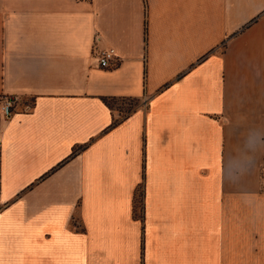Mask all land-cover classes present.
Instances as JSON below:
<instances>
[{"label": "crops", "instance_id": "1", "mask_svg": "<svg viewBox=\"0 0 264 264\" xmlns=\"http://www.w3.org/2000/svg\"><path fill=\"white\" fill-rule=\"evenodd\" d=\"M0 96V264H264V0H0Z\"/></svg>", "mask_w": 264, "mask_h": 264}, {"label": "built area", "instance_id": "2", "mask_svg": "<svg viewBox=\"0 0 264 264\" xmlns=\"http://www.w3.org/2000/svg\"><path fill=\"white\" fill-rule=\"evenodd\" d=\"M98 60L101 67L112 68L119 62V57L112 47H108L99 51ZM13 107L14 99L12 97L0 96V112L4 117L11 116Z\"/></svg>", "mask_w": 264, "mask_h": 264}, {"label": "trees", "instance_id": "3", "mask_svg": "<svg viewBox=\"0 0 264 264\" xmlns=\"http://www.w3.org/2000/svg\"><path fill=\"white\" fill-rule=\"evenodd\" d=\"M114 102H116V101H114L113 99H108V100H106V103L107 104H109V106H112V104L114 103ZM129 102H133V104L132 103H130L128 106V108L126 109V108H124L125 109V112H130L133 108H134V106L136 105V102L135 101H129ZM115 123L117 122V120H115L114 121Z\"/></svg>", "mask_w": 264, "mask_h": 264}, {"label": "rangeland", "instance_id": "4", "mask_svg": "<svg viewBox=\"0 0 264 264\" xmlns=\"http://www.w3.org/2000/svg\"><path fill=\"white\" fill-rule=\"evenodd\" d=\"M130 103L133 104V102H129V101H125V103H121V102L116 101V102H114V103L112 104V106L117 105L118 107H121V105H122L123 107H125V108L127 109V108L129 107L128 105H129ZM136 104H137V103H136Z\"/></svg>", "mask_w": 264, "mask_h": 264}]
</instances>
